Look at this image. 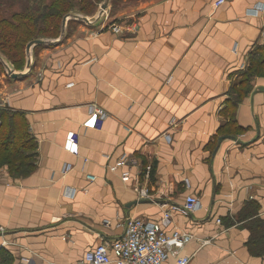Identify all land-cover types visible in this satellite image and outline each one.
Returning <instances> with one entry per match:
<instances>
[{"label":"crops","instance_id":"obj_1","mask_svg":"<svg viewBox=\"0 0 264 264\" xmlns=\"http://www.w3.org/2000/svg\"><path fill=\"white\" fill-rule=\"evenodd\" d=\"M215 1L108 8L43 39L28 76L0 75V108L35 143L29 175L0 169V264H86L128 218L159 222L190 195L200 208L165 231L192 239L164 264H264V70L250 67L264 65V0ZM114 19L136 31L113 33Z\"/></svg>","mask_w":264,"mask_h":264},{"label":"trees","instance_id":"obj_2","mask_svg":"<svg viewBox=\"0 0 264 264\" xmlns=\"http://www.w3.org/2000/svg\"><path fill=\"white\" fill-rule=\"evenodd\" d=\"M3 1L0 0L1 73H4V68L6 69L5 64L9 67V63L13 64V69L18 71L21 65L16 66V62L23 63L25 61L26 66V47L32 40L49 39L53 36L61 37L65 16L68 15L66 34H70L71 32L68 33V30L71 22L79 26L86 22V19L90 20V17L78 18L71 13L76 11L85 15H94L105 2V0H27L28 2L10 0V4L3 5ZM140 1L144 0H110V13H116L118 10ZM16 4L22 5V12L8 15V9H13ZM77 26L72 28L75 29ZM39 46L41 45H36L33 48L39 49ZM250 67L257 71L264 70V65L260 62H252ZM245 76L247 77V74ZM246 81H242L241 85ZM238 87L234 85L232 88L238 97L246 94V91ZM21 116L20 113L13 112L8 108H0V169L7 167L15 177H25L35 167V154L31 152L34 150L35 143L25 132V124L22 122ZM225 129L231 132L234 129L233 123L227 121L221 129L222 132ZM29 151L31 153H28ZM262 251L264 248L259 253Z\"/></svg>","mask_w":264,"mask_h":264},{"label":"built area","instance_id":"obj_3","mask_svg":"<svg viewBox=\"0 0 264 264\" xmlns=\"http://www.w3.org/2000/svg\"><path fill=\"white\" fill-rule=\"evenodd\" d=\"M226 1L216 0L214 7L219 8ZM259 9L264 13V6H259L258 9H254V12L258 13ZM106 27L118 35L136 31V26L132 23H125V20H111L106 24ZM92 34L94 35L95 32H92ZM90 111L94 127H97L99 122L107 116L106 112L98 105L91 106ZM76 138L77 136L74 132L68 134L65 144L67 150L73 151V148L76 146ZM150 169L151 167H148V177ZM140 194L142 198H149L150 196L149 190L146 187L140 189ZM200 205L199 198L190 195L187 196L182 206H175L171 210L164 212L159 222L148 221L140 217L128 218L124 225L126 228L125 235L112 242L103 241L97 244L95 248L85 254V263L164 264L176 252V249L183 247L185 243L192 239L191 235L178 230L173 231L171 234L165 231V228L171 222L172 214L179 212L189 215L196 212L200 208ZM189 263L190 258L188 257H180L178 259V264Z\"/></svg>","mask_w":264,"mask_h":264},{"label":"water","instance_id":"obj_4","mask_svg":"<svg viewBox=\"0 0 264 264\" xmlns=\"http://www.w3.org/2000/svg\"><path fill=\"white\" fill-rule=\"evenodd\" d=\"M109 1L110 0H105L104 4L101 7V12H100L101 14H104L106 12V10L108 9ZM67 20H68V15L65 16L63 19V24H62L63 31L65 30ZM86 21L88 23H91V21L88 19H86ZM45 43H46V41L42 40V39L32 40L31 42L28 43V45L26 47L27 61H26V66H25L23 71H18L16 69L10 68L7 64H5V67L8 71L9 77L12 79H20V78L28 76L32 72L33 65H34L33 47L36 45H43Z\"/></svg>","mask_w":264,"mask_h":264},{"label":"rangeland","instance_id":"obj_5","mask_svg":"<svg viewBox=\"0 0 264 264\" xmlns=\"http://www.w3.org/2000/svg\"><path fill=\"white\" fill-rule=\"evenodd\" d=\"M22 1H26V2H28L27 0H22ZM10 0H4L3 1V5L4 4H10ZM22 7V5L21 4H16L15 6H14V8L13 9H11V8H9L8 9V15H11V14H14V13H21L22 12V10H23V8H21ZM102 7V5L99 7V10H98V12H96L94 15H85L84 13H80V12H76V11H74V13H71V14H75V16H77L78 18L79 17H81V18H85V17H90V20H92V19H98L99 18V16H100V12H101V8ZM108 8H110V6L108 7ZM110 10V9H109ZM5 13H6V10H5ZM114 20H116V19H114ZM82 24H86V22H84V23H82ZM75 26H77V24H75V23H73V22H71V24H70V27H69V30H68V33L69 32H72V27H75ZM71 28V29H70ZM59 39L60 37L59 36H53V37H50L49 38V40H56V39ZM1 51V50H0ZM4 60V59H3ZM9 65H10V68H14V66H13V64H10L9 63ZM18 65H21L20 66V69H19V71H23L24 70V68H25V61L23 62V63H18V62H16V66H18ZM8 71L4 68V73H1L0 72V75L1 74H4V75H6V76H8L7 73Z\"/></svg>","mask_w":264,"mask_h":264}]
</instances>
